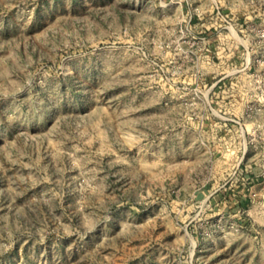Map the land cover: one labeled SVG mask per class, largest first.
Here are the masks:
<instances>
[{"label":"rangeland","instance_id":"1","mask_svg":"<svg viewBox=\"0 0 264 264\" xmlns=\"http://www.w3.org/2000/svg\"><path fill=\"white\" fill-rule=\"evenodd\" d=\"M0 264H264V0H0Z\"/></svg>","mask_w":264,"mask_h":264}]
</instances>
